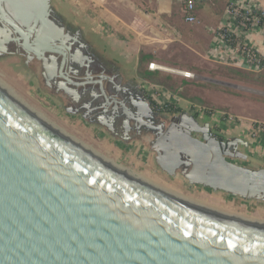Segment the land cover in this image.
Segmentation results:
<instances>
[{"label": "water", "instance_id": "water-1", "mask_svg": "<svg viewBox=\"0 0 264 264\" xmlns=\"http://www.w3.org/2000/svg\"><path fill=\"white\" fill-rule=\"evenodd\" d=\"M51 10L49 0H0V21L28 42L38 24L40 32L54 29ZM22 16L27 31L16 21ZM33 44L25 46L39 60L46 51L63 54L61 77L85 84L62 72L64 45L39 35ZM144 117L137 110L134 120L156 133L170 174L182 154H194L195 180L264 199V169L235 164L232 140L172 119L152 126ZM0 264H264V228L186 206L116 172L0 90Z\"/></svg>", "mask_w": 264, "mask_h": 264}, {"label": "crops", "instance_id": "crops-1", "mask_svg": "<svg viewBox=\"0 0 264 264\" xmlns=\"http://www.w3.org/2000/svg\"><path fill=\"white\" fill-rule=\"evenodd\" d=\"M49 1L53 12L58 17L64 18L67 26L77 30L94 61L99 62L107 70V74L115 76L117 83L125 88L129 87L147 99V108L150 107L157 113L147 115L144 118L146 122L156 126L164 122L166 117L182 114L191 119L194 117L192 121L194 128L199 130L210 128L212 131H217L220 137L234 142L229 150L239 155L234 160L235 164L252 170L264 169V141L250 138L248 123L249 119L264 122V97L259 95L260 101H252L241 97L243 93L233 95L222 92L225 108L230 112L206 109L197 105L198 97L195 95L193 102V95L190 93L200 88L198 84L181 74L175 75V72H168L169 70L150 68L151 63H158L184 70L197 69L201 68L204 62L209 61L226 69L258 75L259 81L256 86L264 90V68L258 71L245 59L226 63L228 62L226 58L231 56L232 50L223 46L219 38L217 31L223 26L228 29L236 42L246 43L264 57V33L258 28H242L228 21L226 9L231 0H210L198 4L195 10L198 20L196 23L186 21L180 0ZM236 1L242 6L251 3L264 7V0ZM176 43H182L184 45L182 48L190 54L188 62L176 60L170 54ZM215 45L219 48H215ZM203 79L208 80L206 77ZM226 84L232 87L231 84ZM255 92L264 94V91L255 90ZM166 104H172L180 111H166ZM199 108L205 109V112H199ZM134 109L132 107V111ZM227 115H231L232 119ZM81 120L90 124L83 117ZM91 125L97 127L100 136L113 141L123 152L133 154L136 160L141 161L140 163L162 174L180 177L192 188L220 191L246 199L264 200L254 193L212 188L195 180L198 170L194 165V154L192 156L182 154L180 163L173 169L174 173L170 174V165L165 161L162 162L163 166L161 164L162 150L154 143L156 133L151 127L139 129L134 120L125 127L122 118L114 122L111 130L103 125ZM193 136L201 138L202 132H193Z\"/></svg>", "mask_w": 264, "mask_h": 264}, {"label": "rangeland", "instance_id": "rangeland-1", "mask_svg": "<svg viewBox=\"0 0 264 264\" xmlns=\"http://www.w3.org/2000/svg\"><path fill=\"white\" fill-rule=\"evenodd\" d=\"M60 21L67 23L64 18ZM182 46H184L182 43H176L170 54L176 60L180 59L183 62H188L190 54ZM166 67L187 71L195 75L193 78H186L198 84L200 88L190 93L193 95V102L195 95L198 97L197 105L206 109L211 108L230 112L225 108L222 92L233 95L243 93L241 97L249 98L252 101H260L259 95L264 97L263 93L255 92V90L264 91L256 86L257 81H259L258 75L226 69L209 61L204 62L202 67L197 69L184 70L170 66ZM205 77L208 80L203 79ZM0 83L10 89L12 94L27 107L39 113L46 121L61 129L67 135L90 147L99 155L101 154L109 160L112 159L111 161L116 165L126 166L125 168L135 175L146 178L150 183L196 201L208 210L218 212L217 214L239 215L242 216L243 220L253 221L252 219H256L258 223H261L260 220H264V200L246 199L220 191L192 188L180 177L176 178L162 174L160 171L140 163L141 161L136 160L133 154L123 152L113 141L100 136L95 125L86 124L81 120V116L76 117L71 114L67 109V101L65 102V99L52 93L45 82L43 71L36 61L26 62L23 55L11 54L0 47ZM226 83L231 84L232 87H229ZM237 91H240V93ZM192 115H194L193 112Z\"/></svg>", "mask_w": 264, "mask_h": 264}, {"label": "flooded vegetation", "instance_id": "flooded-vegetation-1", "mask_svg": "<svg viewBox=\"0 0 264 264\" xmlns=\"http://www.w3.org/2000/svg\"><path fill=\"white\" fill-rule=\"evenodd\" d=\"M9 5L4 3L7 12L10 16L14 17V11ZM22 18L24 17L22 16L21 19L19 18L16 21L27 31L26 26L21 24ZM48 19L51 25L56 28L45 29L43 32H40L38 24L36 29L29 34L28 42L14 32L10 25L0 21V47L11 54L23 55L26 62L36 61L43 71L47 86L52 90L53 94L62 97L65 99V102L67 101V109L71 114H79L88 123L103 125L108 130H111L114 122L121 118L124 126L128 127L130 121L136 118L137 110L145 112L146 116L157 113L155 111L153 113L147 111V99L145 97L137 92L135 93L129 87L125 88L117 83L115 76L107 74V70L99 62L94 61L93 56L87 52V47L82 42L77 30L71 29L66 23L60 21L62 18L58 17L53 10L48 15ZM31 25L32 22L30 23ZM38 35L50 43L65 46L63 50L66 52L68 59L62 72L75 82H84V85L76 86L64 77H61L63 54L46 51L44 59L39 60L33 51L28 50L25 45L33 47V43L36 41ZM100 79L103 82L105 95L101 93L100 84L98 83ZM121 103L125 106L124 108ZM132 107L135 108L134 111H132ZM124 109L128 115L125 114ZM171 119L178 128L181 125L190 129L194 127L192 122L194 117L191 119L183 114L171 118L166 117L164 118V122L160 124L166 123V126H168ZM177 120L183 122L179 123ZM136 122L139 129L148 127L139 124L138 121Z\"/></svg>", "mask_w": 264, "mask_h": 264}, {"label": "built area", "instance_id": "built-area-1", "mask_svg": "<svg viewBox=\"0 0 264 264\" xmlns=\"http://www.w3.org/2000/svg\"><path fill=\"white\" fill-rule=\"evenodd\" d=\"M210 0H180L183 10L186 14L185 19L187 22L196 23L198 20L195 16V10L198 4L207 3ZM226 15L228 16V21L230 23H235L236 25L247 28H258L264 33V7L258 6L256 4H246L242 6L238 1L231 0L230 4L226 9ZM219 38L221 39V43L226 48H231L232 54L231 56H227L226 63H234L239 59H245L250 66L256 68V70L260 71L264 68V57L263 55L258 52L255 48L247 45L242 41H235L234 44L232 40V35L228 32V29L223 26L218 31ZM221 45V44H220ZM215 48H219L218 45H215ZM220 50V49H219ZM150 68L152 70H169L175 72L177 74H181L186 77L193 78L195 75L193 73L183 71V70H176L171 69L166 66L160 65L158 63H151ZM199 112H205V109L199 108ZM225 114H223L224 116ZM229 118L232 119L231 115H227ZM249 136L252 140L256 141H264V122H260L258 120L249 119ZM214 135L221 136L215 134V131H212ZM217 133V131H216Z\"/></svg>", "mask_w": 264, "mask_h": 264}, {"label": "bare ground", "instance_id": "bare-ground-1", "mask_svg": "<svg viewBox=\"0 0 264 264\" xmlns=\"http://www.w3.org/2000/svg\"><path fill=\"white\" fill-rule=\"evenodd\" d=\"M0 90L10 99H12L16 104H18L21 108H23V110H25L26 112H28V114H30L31 116H33L36 120H38L40 123L44 124L45 126H47L49 129H51L53 132H55L56 134L60 135L61 137L65 138L66 140H68L70 143L76 145L78 148H80L82 151H84L86 154L90 155L91 157L97 159L98 161H100L101 163H103L104 165L110 167L111 169L115 170L116 172L130 178L133 179L134 181L156 191L159 192L173 200H176L186 206L189 207H193L199 210H202L206 213H210L216 216H220L222 218L225 219H230V220H235L238 222H242L245 224H250L252 226H256V227H261L264 228V220H260L261 223H258L256 219H252L253 221L250 220H243V218H241L239 215H230V216H226V215H221V214H217L214 211H210V209L208 210L207 208L203 207L202 205L198 204L196 201L187 199L182 197L181 195H179L178 193L174 192V191H169V190H165L157 185H154L153 183H150V181H148L146 178L142 177V176H138L135 175L132 171H130L129 169L125 168L124 166H120V165H116L114 162H112L111 160L107 159L105 156H101V154L99 155L98 153H96L95 151H93L90 147L78 142L77 140H75L74 138L70 137L69 135H67L66 133H64L61 129L55 127L54 125H52L51 123H49L48 121H46L39 113L34 112L33 110H31L29 107H27L24 103H22L20 100H18L13 94L12 91L8 88H6L5 86H3L0 83ZM214 209V208H213ZM212 210V209H211ZM250 221V222H248ZM251 222H255V223H251Z\"/></svg>", "mask_w": 264, "mask_h": 264}, {"label": "trees", "instance_id": "trees-1", "mask_svg": "<svg viewBox=\"0 0 264 264\" xmlns=\"http://www.w3.org/2000/svg\"><path fill=\"white\" fill-rule=\"evenodd\" d=\"M232 40H233V42H231V43L234 44L236 39L234 37H232ZM165 109L168 110V111H174V112H179L180 111L179 108H174L172 104H166ZM208 113H209V111H208Z\"/></svg>", "mask_w": 264, "mask_h": 264}]
</instances>
